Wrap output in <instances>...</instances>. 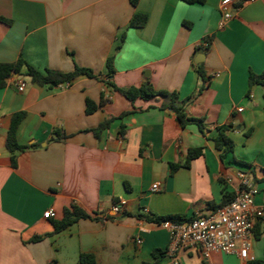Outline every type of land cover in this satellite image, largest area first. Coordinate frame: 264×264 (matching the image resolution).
Segmentation results:
<instances>
[{
	"label": "crops",
	"instance_id": "1",
	"mask_svg": "<svg viewBox=\"0 0 264 264\" xmlns=\"http://www.w3.org/2000/svg\"><path fill=\"white\" fill-rule=\"evenodd\" d=\"M221 2L0 0V16L10 21L0 22V63L21 58L40 72L79 67L95 75L40 85L23 75L24 67L0 90V264H82V254L93 255L96 264L264 258V216L254 221L249 259L193 247L172 251L166 228L138 218L208 215L225 194H236L243 170L258 190L255 204L264 200V0L237 1L222 28ZM135 14L146 15L143 26H130ZM251 73L260 81L250 84ZM19 81L26 84L22 92ZM147 81L176 92L177 105L202 120L204 130L195 123L182 127L172 109L160 107L162 97L132 103L112 86ZM87 98L98 105L92 114ZM22 111L17 140L33 147L13 168L6 138L12 116ZM107 120L109 128L96 137L92 130ZM220 128L234 144L224 158L214 142ZM55 131L66 138L55 140ZM193 148L203 153L184 166ZM121 201L126 204L115 213ZM72 205L90 218L56 233L53 222ZM50 209L54 216L45 218ZM34 236L42 239L31 242Z\"/></svg>",
	"mask_w": 264,
	"mask_h": 264
},
{
	"label": "trees",
	"instance_id": "2",
	"mask_svg": "<svg viewBox=\"0 0 264 264\" xmlns=\"http://www.w3.org/2000/svg\"><path fill=\"white\" fill-rule=\"evenodd\" d=\"M186 3L193 4V3H203L204 0H182ZM139 0H131V4L133 6H136ZM147 21L146 15L143 14H135L131 20L130 26L133 28L141 27L143 26ZM0 22H4L9 24L10 21L0 16ZM112 58H109L107 61V67L109 70V73H112ZM26 68V71L23 75L30 78V80L34 83L40 84V85H59L65 82H70L73 78H75L77 75L83 74L88 77H95L94 73L90 69L85 68H79L76 67L75 71L72 73H62L57 72L53 70L46 69L45 72H40L34 69L33 67L27 65L23 59H18L17 61L13 63H0V90L4 88L7 84V81L11 78L13 74H22V69ZM199 75L204 78V71L201 66H199L198 69ZM250 84H254L256 82H259L261 79V76H256L253 73L250 74ZM116 91H118L121 95H123L125 98H127L130 102L134 103L138 98L149 100L154 99L157 97L163 98V103L161 104L162 109L170 108L172 109L176 116L177 120L181 124L182 127H185L189 123H195L199 126L201 131L204 130V126L202 123V120L195 119L188 117L185 114L184 108L177 105L178 100V94L176 92H168V91H161L156 90L151 85L150 82H145L139 87H129L126 89H119L116 86L112 85ZM104 103V98L102 97L101 104ZM98 109V105L93 102L91 99H86V113L92 114ZM26 117V112H18L15 113L12 116L11 125L7 133L6 138V147L11 155V166L13 168H16L17 166V158L18 155L21 152H24L28 149H31L33 146H21L18 143L17 140V132L19 129V126L21 125L22 121ZM111 123V120H107L103 123H101L97 128L93 129L92 132L96 137H100V134L103 130L109 128ZM227 129L226 128H220L218 130V135L215 137L214 142L217 149L221 150L223 152V158L225 155L232 153L234 149V144L232 139L226 134ZM56 138L55 140H64L66 138L65 133H60L58 131L54 132ZM203 153L202 148H193L188 151L187 159L184 164V166H188L190 161L198 158ZM178 165H173V170L177 169ZM236 194H225L224 196V205L229 203L235 198ZM220 206V207H222ZM219 207V208H220ZM90 218V216L79 206L72 205L70 208L64 209L63 218L60 221H54V227L55 232H60L67 227L71 226L72 224L78 222L81 219H87ZM138 218L141 220L147 222V223H154L157 225H161L165 221H170L173 223H182L189 221L187 219H184L181 216L178 215H171V216H165V217H154L152 215H144L139 214ZM42 239L41 236H34L31 238V242H38ZM81 263L82 264H96L95 258L91 254H82L81 255ZM248 264H264V258L262 260H256V261H250Z\"/></svg>",
	"mask_w": 264,
	"mask_h": 264
},
{
	"label": "built area",
	"instance_id": "3",
	"mask_svg": "<svg viewBox=\"0 0 264 264\" xmlns=\"http://www.w3.org/2000/svg\"><path fill=\"white\" fill-rule=\"evenodd\" d=\"M239 0H222V20L219 27L225 26L237 9L235 4ZM25 82L17 83L18 91L25 89ZM242 109H239L241 111ZM239 185L235 198L226 205L209 213L198 215L189 221L173 223L165 221L161 225L170 234V249L172 251L182 248H199L205 255L210 252L238 253L242 259H249V236L256 219L264 216V200L261 205L255 204L258 190L255 186L252 174L243 170L238 173ZM153 191L159 190V184L152 187ZM125 201L115 203L113 211L120 213ZM144 212L147 213L145 209ZM45 218L54 216L50 209L45 213ZM141 244V239H138Z\"/></svg>",
	"mask_w": 264,
	"mask_h": 264
}]
</instances>
